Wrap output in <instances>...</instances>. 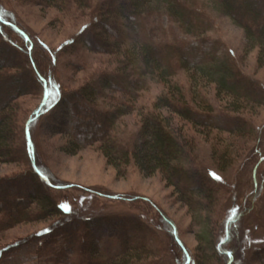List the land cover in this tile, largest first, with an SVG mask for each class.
<instances>
[{"label":"rangeland","instance_id":"obj_1","mask_svg":"<svg viewBox=\"0 0 264 264\" xmlns=\"http://www.w3.org/2000/svg\"><path fill=\"white\" fill-rule=\"evenodd\" d=\"M97 1L91 0L90 9H86L73 1L46 7L35 0H0V95L4 90L22 92L9 104L10 135L6 146L10 151L6 156L0 155V264L8 259L4 258L7 249L18 256V264L24 261L21 264H79L82 237L93 226L89 222L102 217L112 222L111 230L107 229L100 240L99 252L117 251L125 239L135 245L144 243L146 238L147 252L138 264H196L195 233L200 228L160 174L144 177L132 163L117 172L107 164L98 148L99 142H94L92 135L87 139L90 132L85 129H79L75 137L78 135L81 145L91 141L90 145L87 143L75 153L69 151L74 139L70 118L79 115L75 111L87 112L79 91L94 83L100 93L101 76L114 77L115 85L123 89L102 90L103 95L87 108L98 117L103 112L112 113L119 105L128 109V114L118 118L110 133L120 147L133 145L139 134L140 115L150 113L155 99L168 93L162 84L150 79L146 80V89H136L133 84L143 79L134 73L133 65L127 71L126 83H122L123 75L115 71L111 55L87 49L88 44L95 47L93 42L100 39L101 26L92 20ZM105 1L106 5L116 7L123 0ZM175 1L183 4L185 10L180 22L166 12L164 2H154V9L146 11L138 26H134L137 38L165 51L187 50L196 63L211 57L217 63L227 62L235 72L254 83L258 92L264 93V68L257 66L258 51L249 50L243 31L227 17L216 14L208 3ZM109 21L112 33L119 30L122 37H129L131 30L123 20H117L116 25L115 20ZM132 21L135 25L136 20ZM192 23L199 26V31L191 28L187 33ZM85 32H94L98 38L94 35L93 41L89 40L90 35H84ZM79 40L83 42L77 43ZM177 60L170 61L173 75L169 82L182 90L191 110L199 112L200 106L207 104L214 111L213 117L223 121L231 116L248 130L246 138L235 139L226 132L176 121L184 126L183 133L192 142L195 165L206 173L214 172L218 182L227 186L228 193L221 200L227 205L226 210L234 204L241 207L239 218L231 222L233 232L220 251L232 252L231 264H264L258 255H264V102L261 106L247 107L241 114L229 115L225 109L227 98L217 96L213 85L200 75L182 69ZM14 76L20 81L19 86L7 80ZM47 78L57 86L54 95L49 96L46 91L43 81ZM217 145L221 150L228 146L235 150L233 162L224 170L213 158ZM32 169L40 175L41 187ZM44 190L64 212L77 219L76 225L68 223L65 217L40 213L34 203L28 202V196H37ZM18 214L25 215L14 222ZM138 223L143 225V234L127 231L128 226ZM73 228L77 229L79 240L76 237L66 247L63 238L67 233L63 231ZM50 229L63 234L55 236V242L45 243L48 239L38 235ZM171 231L175 233V242ZM112 232L115 236L108 240L106 235ZM222 238L217 231V242ZM32 239L37 241V249L50 246L57 255L44 251L45 256L32 261L19 254L20 250L15 251ZM134 263L132 258L129 264ZM226 263L223 260L222 264Z\"/></svg>","mask_w":264,"mask_h":264},{"label":"trees","instance_id":"obj_2","mask_svg":"<svg viewBox=\"0 0 264 264\" xmlns=\"http://www.w3.org/2000/svg\"><path fill=\"white\" fill-rule=\"evenodd\" d=\"M35 1L41 2L46 7H55L57 3L62 4L67 1L69 3L73 1L76 6L90 9L91 0ZM200 1L206 4L208 3L216 14L227 17L236 27L243 31L249 50L257 49L258 51L256 57L257 66L259 68H264V0ZM105 2V0H98L93 7L95 17L92 20H94V24H99L101 26V34L98 42H93L96 46L93 47L91 43L88 44L87 49L93 50L96 53L101 51L103 54L111 55L113 57V64H115V71L123 75L120 76L123 81L122 83H126L127 71L129 66L133 65L136 67L134 73L143 79L133 84L136 89H146V80L150 79L151 82L162 84L167 89L168 93L155 99V103L152 106L153 110L150 113L140 115L139 134L133 145H129L130 147L127 148L120 147L111 139L110 133L116 121H118V118L128 114V109L126 107L121 108L119 105V107L113 108L114 111L112 113L103 112V114L98 117L96 113H93L94 111L92 109L87 108L89 103H94L96 98L103 95L102 90L110 89L113 91L118 88L121 90L123 89L115 85L114 77L112 78V76L110 77L107 75L101 76L99 78L100 93L97 91L94 83L92 86L85 87L79 91V96L85 103L84 108L87 109V112L75 111L79 115L70 118V128H73L71 136L74 139H71V150L69 151L70 153H75L79 148L91 142L81 145L82 142L79 141L78 135L75 137L76 133L85 129L84 131L90 132L89 136H86L87 139L92 135L94 138H92V140L94 142H99L98 148L107 164L114 167L117 172L123 171L125 167L132 163L144 177L149 178L157 173L160 174L165 185L173 189L177 201L188 209L195 223L200 228L199 231L195 233V240L198 245L197 256L195 257L196 264H217L218 262L222 264L223 260L225 262L227 261L226 264H231L233 258L232 252L228 250L220 251V246L227 243L228 237L231 236L233 232L231 230V222L239 218L240 205L235 206L236 204H234V206L226 210L227 205H223L221 200H223V196L228 193L227 186H225L223 182H218L219 179L214 172L206 173L195 165V160L192 156L194 152L192 142L184 135V126L177 124L176 121L192 124L194 127L203 129L211 128L226 132L229 137L231 136L235 139L240 137L241 139L246 138L244 135L248 133V130H246L244 124L240 125L238 121L231 116L225 117L223 121L217 117H213L212 113L214 111L211 106L207 104L200 106L199 112L191 110L187 106L188 103L185 101L182 90L178 88V86H172L169 82V78L173 75L170 61L173 58L178 59L177 61H179L182 69L200 75L199 77L205 79L209 85H213L217 96L227 98L225 109L229 115L235 116L241 114L247 107L261 106L264 102V93L258 92V89L255 88L256 86L254 87V83H251L238 72H235L231 64H227V62L217 63V60L211 57L210 60L204 58L201 63H196L193 61V54L187 50L177 49L176 51H165V48L158 49L149 42L137 38L134 29L138 26L141 16H144L146 11L154 9L152 8L154 7V2L160 4L164 2L166 5V12L178 22L185 17L183 4H179V2L175 0H123L118 6L113 7L106 5L107 3ZM109 20H115V25L117 24V20H123L127 28L131 30L129 37L126 35L122 37L119 34L120 32H118L119 30L112 33L111 23L108 24V22H110ZM132 20H136L134 21L136 22L135 25ZM193 24L194 23L188 26L187 33L190 32L191 28L199 31L197 30L199 26ZM6 26L13 29L10 25ZM85 33L83 34L88 37L90 35L89 40L92 39L93 41L94 35L98 38L97 34H94V32ZM82 42V40H79L77 43ZM71 44L73 45L74 42ZM0 55H2L1 51ZM1 64L0 67L2 66ZM7 80H10V83L15 87L20 85V81L16 79L15 76ZM37 80L40 81V78ZM43 82H45L49 89L48 90L46 87L49 96L51 93L54 95V92L57 90L56 84L54 85V82L48 80V78ZM93 86L95 88H92ZM4 91V94L0 95L1 156H6L10 151V148L6 146V141L10 135L8 125L9 104L16 96L19 97L22 94L20 90L15 92H11L10 90ZM130 95H132V93H130ZM196 98H200V96ZM194 102L195 101H193V103ZM202 102L203 101H201V103ZM91 116L93 118H91ZM78 125L81 126L79 127ZM220 148L221 147L217 145L213 150V158L215 162L218 163L221 170H224L233 162L232 157L235 154V150L229 148V146L222 148L223 150ZM32 170L36 183L41 187L40 182L43 183V181L40 180V175L38 173L36 174L34 169ZM28 197V202L34 203L40 213L46 214L47 216L65 217L68 223L76 225L77 219L70 215V213L64 212L60 206L55 204L52 197L48 195L45 190L42 194L37 196L30 195ZM225 210L228 211L226 216ZM22 215L24 217L25 214ZM22 215L18 214L15 216L14 222L21 219ZM111 222V219L106 217L89 222V224L93 226H91V231L82 237L80 250H78L80 251L78 252L79 264H92V260L96 261L93 264H129L132 258L135 259L134 264H138V260L143 258V254L146 255L148 247L146 245V238L143 240L144 243L135 245L130 240L124 238L125 240L119 243V249H117V251L114 250L113 252L110 251L107 253L99 252L98 249L101 247L100 240L103 239L107 229H109V231L111 230L109 227ZM118 225H120V223ZM142 229L143 225L138 223L131 227L128 226L127 231L130 230L131 233L140 235ZM76 230V228H73L63 231L67 233V236H71L70 239H68L67 236L63 238L66 247L67 244L73 242V239L75 240L76 237L77 240H79ZM123 231L121 230V233L125 234ZM217 231L218 236L221 234L223 235L220 242H217ZM58 234L63 233L58 232V230L50 229L40 233L38 237H45L48 239L45 243H51L56 241L54 238ZM106 236H108L109 240L110 237L115 235L114 232H112L111 235ZM171 236L174 237L173 240L175 242V233L172 231ZM36 247L37 241L32 239L22 244V247H16L15 251L16 249L20 250L21 252L19 254H25V256L32 261L45 256L43 253L44 251L57 255L56 251L50 246L38 249ZM6 252L7 255L4 258L8 257V259L4 260L3 264H11V261L12 264H18V256H13L14 252H10L8 249ZM58 255L60 258L61 253H58ZM258 255L261 259H264V255ZM10 256H12L11 260L9 259ZM0 259H2L1 256Z\"/></svg>","mask_w":264,"mask_h":264},{"label":"water","instance_id":"obj_3","mask_svg":"<svg viewBox=\"0 0 264 264\" xmlns=\"http://www.w3.org/2000/svg\"><path fill=\"white\" fill-rule=\"evenodd\" d=\"M27 139H28V136H27ZM28 143H29V140H28Z\"/></svg>","mask_w":264,"mask_h":264}]
</instances>
